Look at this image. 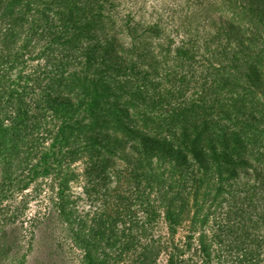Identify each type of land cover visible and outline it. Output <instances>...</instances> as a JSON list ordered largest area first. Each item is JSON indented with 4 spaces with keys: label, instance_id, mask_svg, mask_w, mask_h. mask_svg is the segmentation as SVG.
<instances>
[{
    "label": "trees",
    "instance_id": "obj_1",
    "mask_svg": "<svg viewBox=\"0 0 264 264\" xmlns=\"http://www.w3.org/2000/svg\"><path fill=\"white\" fill-rule=\"evenodd\" d=\"M141 1L0 0L1 194L81 264H264V0Z\"/></svg>",
    "mask_w": 264,
    "mask_h": 264
},
{
    "label": "rangeland",
    "instance_id": "obj_2",
    "mask_svg": "<svg viewBox=\"0 0 264 264\" xmlns=\"http://www.w3.org/2000/svg\"><path fill=\"white\" fill-rule=\"evenodd\" d=\"M155 1L147 0L149 2L147 6L151 10L153 8L150 5ZM128 7H132L134 11L141 8L139 4L137 6L136 2L128 3ZM143 7L144 4H142ZM143 14L147 19H152L149 12ZM74 167L78 168L77 170L80 172L84 168L81 162L75 163ZM247 173H252L249 168L241 170V182L246 181ZM85 184V179L82 177L80 182L73 185L74 191L81 194L82 197L77 202V208L82 213L92 209L90 202L92 200H89L87 194H84L83 187ZM35 185L36 182L31 183L28 189L16 193L13 197L9 195L3 197L2 190H0V264H10L9 262L13 261H17L19 264H81L80 251L76 252L70 249L64 234L63 236L59 235L58 222L55 220L56 213L50 215V201H48V194H46L47 190L41 194L39 199L33 198ZM36 215L44 217L43 221L38 223L39 225L34 222ZM14 219L15 223L12 222ZM24 257L26 258L25 261H23ZM160 261L165 264L164 255L161 256Z\"/></svg>",
    "mask_w": 264,
    "mask_h": 264
}]
</instances>
